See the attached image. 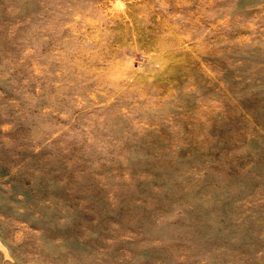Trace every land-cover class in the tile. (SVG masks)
I'll list each match as a JSON object with an SVG mask.
<instances>
[{
	"label": "rangeland",
	"instance_id": "1",
	"mask_svg": "<svg viewBox=\"0 0 264 264\" xmlns=\"http://www.w3.org/2000/svg\"><path fill=\"white\" fill-rule=\"evenodd\" d=\"M0 264H264V0H0Z\"/></svg>",
	"mask_w": 264,
	"mask_h": 264
}]
</instances>
